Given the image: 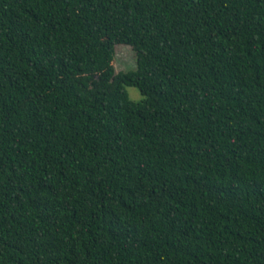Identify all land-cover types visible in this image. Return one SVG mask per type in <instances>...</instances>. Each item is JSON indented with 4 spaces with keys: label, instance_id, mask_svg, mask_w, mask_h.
Returning <instances> with one entry per match:
<instances>
[{
    "label": "trees",
    "instance_id": "obj_1",
    "mask_svg": "<svg viewBox=\"0 0 264 264\" xmlns=\"http://www.w3.org/2000/svg\"><path fill=\"white\" fill-rule=\"evenodd\" d=\"M0 264H264V0H0Z\"/></svg>",
    "mask_w": 264,
    "mask_h": 264
},
{
    "label": "rangeland",
    "instance_id": "obj_2",
    "mask_svg": "<svg viewBox=\"0 0 264 264\" xmlns=\"http://www.w3.org/2000/svg\"><path fill=\"white\" fill-rule=\"evenodd\" d=\"M136 66V57L132 48L127 44H117L114 49V68L119 70H131ZM126 91L130 98L137 100L141 98L136 87L127 86Z\"/></svg>",
    "mask_w": 264,
    "mask_h": 264
}]
</instances>
